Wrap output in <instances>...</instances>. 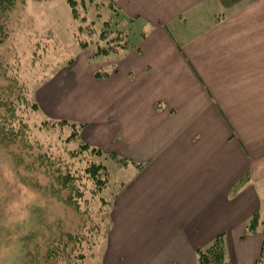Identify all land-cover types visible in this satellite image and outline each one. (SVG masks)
I'll list each match as a JSON object with an SVG mask.
<instances>
[{
    "label": "crops",
    "instance_id": "crops-1",
    "mask_svg": "<svg viewBox=\"0 0 264 264\" xmlns=\"http://www.w3.org/2000/svg\"><path fill=\"white\" fill-rule=\"evenodd\" d=\"M99 4L126 44L95 64L83 50L81 80L63 113L70 118L82 103L86 130L142 164L116 196L106 257L198 264V250L223 234L229 264H256L264 236V0Z\"/></svg>",
    "mask_w": 264,
    "mask_h": 264
},
{
    "label": "rangeland",
    "instance_id": "rangeland-1",
    "mask_svg": "<svg viewBox=\"0 0 264 264\" xmlns=\"http://www.w3.org/2000/svg\"><path fill=\"white\" fill-rule=\"evenodd\" d=\"M101 1L87 3L86 20L73 16L67 0H20L7 15L0 44V264L116 263L106 257L114 202L142 164L107 150L86 130L82 103L70 118L63 113L81 80L83 50L95 64L107 55L100 50L110 48L108 39L125 36L114 25L100 33L111 16L103 6L97 15ZM91 20L94 33L82 35L78 26ZM91 163L109 171L99 169L103 188L85 171ZM60 173L73 177L67 187Z\"/></svg>",
    "mask_w": 264,
    "mask_h": 264
},
{
    "label": "trees",
    "instance_id": "trees-1",
    "mask_svg": "<svg viewBox=\"0 0 264 264\" xmlns=\"http://www.w3.org/2000/svg\"><path fill=\"white\" fill-rule=\"evenodd\" d=\"M18 1L20 0H0V44L3 42L4 38L7 35V30L5 28L7 15L9 14V12L12 10L14 5ZM93 1L94 0H67V3L69 4L72 14L75 18L86 20L85 14L88 8L87 3H93ZM95 6L98 11L97 15H99V11L102 5L99 3H95ZM93 23H94L93 20L85 21L83 25L78 26V31L82 34L84 29L88 28V34L94 33L95 30L93 27ZM121 31L123 32L122 34H124L125 31L124 30H121ZM103 32H108V34L111 33L110 21L107 20L104 22V27L101 29L100 33H103ZM76 38L81 47H84L87 44V41H85L86 39H84L83 36L82 38H80L78 35H76ZM107 42H108L107 46L110 45L109 46L110 48L100 50L102 54L116 52L119 49L124 48L126 44V33H125V36H123V39L121 42H118V39H116L112 44H110L109 39ZM111 45H114V49H113V46ZM67 123L68 122H66L65 120L61 121V124H67ZM71 125L74 126L75 124L71 123ZM0 135H2L1 129H0ZM99 169L102 170L104 173L106 172L107 175L109 174V171L107 168H106L107 171H104L103 166L100 167L98 165H94L93 163H91L85 169V171L88 172L92 176V178L95 180L97 184L102 185V188H103V182L105 181V179L103 178L100 180V178L98 177ZM56 178H62L64 180L65 187H67L68 184H70L73 181V177L70 174L60 173V175H58ZM102 188H101V191H102ZM103 201L105 202L104 199ZM257 222H258L257 216H253L248 221V224H247L248 230L253 231L256 227ZM197 256H198V264H229L226 259V254H225L223 234L217 235L209 242V244L205 248L199 249L197 252ZM256 264H264V236H263V241H262L261 253L257 259Z\"/></svg>",
    "mask_w": 264,
    "mask_h": 264
}]
</instances>
